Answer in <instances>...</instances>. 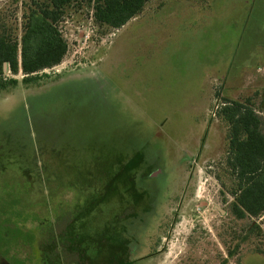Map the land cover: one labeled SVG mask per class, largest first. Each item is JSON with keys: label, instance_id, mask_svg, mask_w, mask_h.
I'll return each instance as SVG.
<instances>
[{"label": "rangeland", "instance_id": "374dc122", "mask_svg": "<svg viewBox=\"0 0 264 264\" xmlns=\"http://www.w3.org/2000/svg\"><path fill=\"white\" fill-rule=\"evenodd\" d=\"M33 1L0 0L21 41ZM71 0L63 63L0 93V264H264L234 212L227 102L264 120V0H149L114 29ZM122 244V246H121Z\"/></svg>", "mask_w": 264, "mask_h": 264}, {"label": "trees", "instance_id": "16d2710c", "mask_svg": "<svg viewBox=\"0 0 264 264\" xmlns=\"http://www.w3.org/2000/svg\"><path fill=\"white\" fill-rule=\"evenodd\" d=\"M149 0H99L95 19L101 25L120 29L136 18ZM71 0L33 1L24 15L23 35L0 29V93L18 86L19 80L6 77L5 65L13 76L22 70L25 86L39 85L40 74L61 65L68 43L59 24ZM222 114L230 126L229 167L239 181L234 212L239 219L260 217L264 213V120L256 111L227 102ZM122 246V244H121ZM107 264H135L123 255L112 254Z\"/></svg>", "mask_w": 264, "mask_h": 264}, {"label": "crops", "instance_id": "0c3cea01", "mask_svg": "<svg viewBox=\"0 0 264 264\" xmlns=\"http://www.w3.org/2000/svg\"><path fill=\"white\" fill-rule=\"evenodd\" d=\"M255 2H256V0H254V4H255ZM214 5H215V0H212L210 7L201 8L198 11H194V12H189L188 15L193 14L194 19L198 20L199 23H201L203 25L207 24L210 21L209 18L213 17V15H212L213 9L212 8H214Z\"/></svg>", "mask_w": 264, "mask_h": 264}, {"label": "built area", "instance_id": "2783aa9c", "mask_svg": "<svg viewBox=\"0 0 264 264\" xmlns=\"http://www.w3.org/2000/svg\"><path fill=\"white\" fill-rule=\"evenodd\" d=\"M258 223H260L261 227L264 229V213L258 218Z\"/></svg>", "mask_w": 264, "mask_h": 264}, {"label": "water", "instance_id": "95a60500", "mask_svg": "<svg viewBox=\"0 0 264 264\" xmlns=\"http://www.w3.org/2000/svg\"><path fill=\"white\" fill-rule=\"evenodd\" d=\"M7 69L6 65H5V70Z\"/></svg>", "mask_w": 264, "mask_h": 264}]
</instances>
